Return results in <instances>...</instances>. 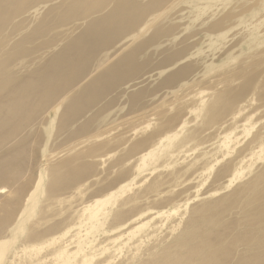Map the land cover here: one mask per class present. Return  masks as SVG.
I'll return each mask as SVG.
<instances>
[{
  "label": "bare ground",
  "instance_id": "6f19581e",
  "mask_svg": "<svg viewBox=\"0 0 264 264\" xmlns=\"http://www.w3.org/2000/svg\"><path fill=\"white\" fill-rule=\"evenodd\" d=\"M0 264H264V0H0Z\"/></svg>",
  "mask_w": 264,
  "mask_h": 264
}]
</instances>
